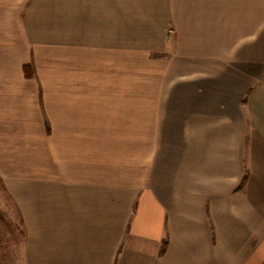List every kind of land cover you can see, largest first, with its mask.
Here are the masks:
<instances>
[{
	"label": "crops",
	"instance_id": "crops-1",
	"mask_svg": "<svg viewBox=\"0 0 264 264\" xmlns=\"http://www.w3.org/2000/svg\"><path fill=\"white\" fill-rule=\"evenodd\" d=\"M1 212V264H264V0H0Z\"/></svg>",
	"mask_w": 264,
	"mask_h": 264
},
{
	"label": "rangeland",
	"instance_id": "rangeland-1",
	"mask_svg": "<svg viewBox=\"0 0 264 264\" xmlns=\"http://www.w3.org/2000/svg\"><path fill=\"white\" fill-rule=\"evenodd\" d=\"M0 219L2 220V222H3V226L4 227H6V230H7V227H9V228H11L10 226V224L9 225H7V219L5 218V213H0ZM11 231H12V229H11Z\"/></svg>",
	"mask_w": 264,
	"mask_h": 264
},
{
	"label": "trees",
	"instance_id": "trees-1",
	"mask_svg": "<svg viewBox=\"0 0 264 264\" xmlns=\"http://www.w3.org/2000/svg\"><path fill=\"white\" fill-rule=\"evenodd\" d=\"M25 70H26V72H28V74L30 73L29 71H27V70H29L28 66H25ZM0 264H1V261H0Z\"/></svg>",
	"mask_w": 264,
	"mask_h": 264
}]
</instances>
